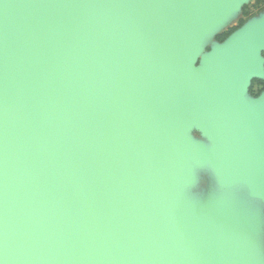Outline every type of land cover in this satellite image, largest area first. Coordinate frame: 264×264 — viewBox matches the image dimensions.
<instances>
[{
	"label": "water",
	"instance_id": "water-1",
	"mask_svg": "<svg viewBox=\"0 0 264 264\" xmlns=\"http://www.w3.org/2000/svg\"><path fill=\"white\" fill-rule=\"evenodd\" d=\"M232 1L0 0V264H244L214 252L217 216L181 222L152 179L197 155L156 121L198 120L264 202V96L240 104L264 29L201 70L183 34Z\"/></svg>",
	"mask_w": 264,
	"mask_h": 264
},
{
	"label": "rangeland",
	"instance_id": "rangeland-1",
	"mask_svg": "<svg viewBox=\"0 0 264 264\" xmlns=\"http://www.w3.org/2000/svg\"><path fill=\"white\" fill-rule=\"evenodd\" d=\"M199 26H183L186 36L198 32L195 34L198 42L193 39L194 42L187 48L196 70H201L213 53L229 52L236 41L229 36L222 41L216 38L232 27L230 24L210 25L206 38L197 31ZM257 78L264 80V46L259 50L255 66L241 90L240 104L244 108L252 107L264 96V89L255 81ZM156 125L166 132L168 143L180 140L197 152V155L183 159L184 178H152L174 204L178 220L200 221L210 215L217 216L213 250L218 258L229 257L238 247L244 264H264V202L252 195L256 193L255 188L243 183L242 180H247L245 172L240 170L233 177L225 174L220 167L215 140L198 120H190L183 126L163 119L156 121Z\"/></svg>",
	"mask_w": 264,
	"mask_h": 264
},
{
	"label": "crops",
	"instance_id": "crops-1",
	"mask_svg": "<svg viewBox=\"0 0 264 264\" xmlns=\"http://www.w3.org/2000/svg\"><path fill=\"white\" fill-rule=\"evenodd\" d=\"M255 1L256 0H233L227 7L226 10L228 13H231V10H233L232 13L228 15L229 18L231 16V19L227 21V24H230L231 26L237 25L238 20L243 17L242 10L245 6H249L255 11L253 14L245 18L244 23L241 27L237 28L238 32L236 31L234 36L241 37L246 33L264 29V5L260 9L254 8L253 5ZM235 17H237V20H233ZM218 21H221V19Z\"/></svg>",
	"mask_w": 264,
	"mask_h": 264
},
{
	"label": "trees",
	"instance_id": "trees-1",
	"mask_svg": "<svg viewBox=\"0 0 264 264\" xmlns=\"http://www.w3.org/2000/svg\"><path fill=\"white\" fill-rule=\"evenodd\" d=\"M264 5V0H256L254 3V8L260 9ZM255 11L251 9L249 6H245L242 10L243 17L240 18L237 22V25H234L227 29L226 31L218 34L216 38L220 41L226 39L233 31H235L237 28H239L245 21V18L253 14ZM256 83L262 86V89H264V80L257 78Z\"/></svg>",
	"mask_w": 264,
	"mask_h": 264
}]
</instances>
